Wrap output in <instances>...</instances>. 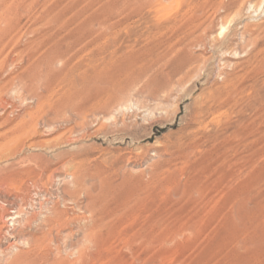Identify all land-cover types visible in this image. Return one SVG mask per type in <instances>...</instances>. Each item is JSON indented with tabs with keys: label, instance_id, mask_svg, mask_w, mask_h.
I'll return each mask as SVG.
<instances>
[{
	"label": "rangeland",
	"instance_id": "rangeland-1",
	"mask_svg": "<svg viewBox=\"0 0 264 264\" xmlns=\"http://www.w3.org/2000/svg\"><path fill=\"white\" fill-rule=\"evenodd\" d=\"M263 110L264 0H0V264H264Z\"/></svg>",
	"mask_w": 264,
	"mask_h": 264
},
{
	"label": "bare ground",
	"instance_id": "bare-ground-1",
	"mask_svg": "<svg viewBox=\"0 0 264 264\" xmlns=\"http://www.w3.org/2000/svg\"><path fill=\"white\" fill-rule=\"evenodd\" d=\"M223 98V97H222ZM221 99V98H220ZM216 102V101H215ZM218 110V109H217ZM264 111V110H263ZM209 112V111H208ZM211 122V121H210ZM245 132V131H244ZM250 133V132H249ZM227 155V154H226ZM218 158V157H217ZM207 160V159H206ZM218 161V160H217ZM228 163V162H227ZM254 163V162H253ZM251 164V163H250ZM205 165V164H204ZM207 166V165H206ZM209 167V166H208ZM219 167V166H218ZM224 167V166H223ZM215 168V167H214ZM203 169V168H202ZM208 169V168H207ZM225 172V171H224ZM223 172V173H224ZM204 174V173H203ZM232 175V174H231ZM223 177H224V175H223ZM198 180V179H197ZM43 183V182H42ZM220 183V182H219ZM31 184V183H30ZM9 186V185H8ZM47 186V185H46ZM237 189V188H236ZM238 190V189H237ZM16 191V190H15ZM48 191V190H47ZM234 191V190H233ZM236 191V190H235ZM237 192V191H236ZM88 193V192H87ZM232 193V192H231ZM54 194V193H53ZM59 195V194H58ZM57 198V197H56ZM62 201V200H61ZM70 202V201H69ZM73 202V201H72ZM49 204V203H48ZM67 204V203H66ZM237 204V203H236ZM238 205V204H237ZM66 207V206H65ZM91 212V211H90ZM9 213V212H8ZM88 213V212H87ZM88 215V214H87ZM17 216V215H16ZM20 216H21V214H20ZM216 216V215H215ZM15 217V216H14ZM16 218V217H15ZM92 218V217H91ZM10 220L11 221H13L14 220V218H10ZM54 220V219H53ZM225 223H226V221H225ZM228 224V223H227ZM58 227V226H57ZM97 233V232H96ZM224 234V233H223ZM12 237V236H11ZM16 237V236H15ZM172 237V236H171ZM206 237V236H205ZM13 238V237H12ZM150 239V238H149ZM218 239V238H217ZM53 243V242H52ZM157 244V243H156ZM154 246V245H153ZM91 256V255H90ZM58 257V256H57ZM132 260V259H131ZM146 264V263H145Z\"/></svg>",
	"mask_w": 264,
	"mask_h": 264
}]
</instances>
